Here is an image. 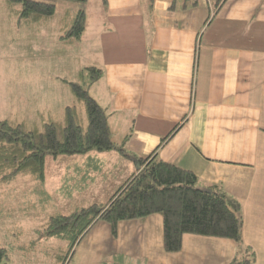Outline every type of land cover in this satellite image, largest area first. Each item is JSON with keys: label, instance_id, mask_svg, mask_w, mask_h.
<instances>
[{"label": "crops", "instance_id": "0c3cea01", "mask_svg": "<svg viewBox=\"0 0 264 264\" xmlns=\"http://www.w3.org/2000/svg\"><path fill=\"white\" fill-rule=\"evenodd\" d=\"M83 9L90 17L76 43L97 57L87 66L100 71L89 95L106 111L116 149L59 156L63 180L85 179L80 165L92 172L91 160L102 158L125 182L138 158L155 157L236 199L243 226L240 244L184 234L181 250L169 253L159 214L121 221L115 234L100 220L66 264H231L246 256L264 264L263 0H88Z\"/></svg>", "mask_w": 264, "mask_h": 264}, {"label": "trees", "instance_id": "16d2710c", "mask_svg": "<svg viewBox=\"0 0 264 264\" xmlns=\"http://www.w3.org/2000/svg\"><path fill=\"white\" fill-rule=\"evenodd\" d=\"M68 1L82 4L77 6V11L72 7L63 12L64 33L60 37L72 44L81 40L86 29L87 18L83 7L88 0ZM149 1L151 3L153 0ZM7 2L29 24H40L53 18L56 12V6L49 0ZM68 16L71 17L69 22L66 20ZM88 69L90 73L93 72L90 79L96 80L100 71L94 67ZM70 86L76 102L84 106L86 127L81 124L79 111L74 104L65 107L63 120L44 123L42 131L25 130L21 124L0 121V182H8L17 175L25 174L42 181L48 156L56 158L59 155H85L92 151L116 149L110 137L106 111L81 85L70 83ZM118 150L126 153L122 148ZM138 160L140 167L137 173L117 189L105 206L91 204L69 215L55 214L49 217L43 238L45 241L56 238L64 244L63 252L57 243L53 249L46 248L54 252L58 249L55 254L60 264L70 260L75 247L96 222L101 220L108 223L115 234L119 222L142 220L151 214H159L163 219L164 250L169 253L181 250L184 234L226 238L241 243L243 217L236 199L217 185L199 186L197 177L189 170L155 157ZM16 250L17 246L14 250L11 246L0 245V264H9V251ZM253 261L245 258L231 264H253Z\"/></svg>", "mask_w": 264, "mask_h": 264}, {"label": "rangeland", "instance_id": "374dc122", "mask_svg": "<svg viewBox=\"0 0 264 264\" xmlns=\"http://www.w3.org/2000/svg\"><path fill=\"white\" fill-rule=\"evenodd\" d=\"M49 1L56 6L54 17L35 25L25 23L7 0H0V121L21 124L25 130L42 131L44 123L63 120L65 107L74 104L85 128L86 112L83 104L76 102L70 83L91 92L93 72L90 73L87 66L97 57L79 50L76 41L70 44L60 37L64 33V10L74 7L77 11V6L82 4ZM92 15L87 37H92L99 18L98 13ZM89 17L87 14V20ZM70 18L66 17L67 22ZM59 156L46 158L42 181L25 174L0 182V245L14 250L16 246L25 248V251H14L18 260L13 264H60L54 256L50 255L49 259L43 254L44 249L53 247V240L43 238L49 217L69 215L90 204L103 207L124 182L120 175L112 178L115 165L102 158L91 160L92 172L80 165L85 179L77 177L70 182L69 177H65L63 180ZM56 241L63 252L64 244ZM49 251L51 249H46L45 253L50 254Z\"/></svg>", "mask_w": 264, "mask_h": 264}, {"label": "water", "instance_id": "95a60500", "mask_svg": "<svg viewBox=\"0 0 264 264\" xmlns=\"http://www.w3.org/2000/svg\"><path fill=\"white\" fill-rule=\"evenodd\" d=\"M137 167L139 168L140 166L138 165Z\"/></svg>", "mask_w": 264, "mask_h": 264}]
</instances>
